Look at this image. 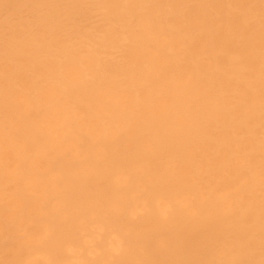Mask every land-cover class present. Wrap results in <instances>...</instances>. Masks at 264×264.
I'll list each match as a JSON object with an SVG mask.
<instances>
[{
  "label": "bare ground",
  "instance_id": "obj_1",
  "mask_svg": "<svg viewBox=\"0 0 264 264\" xmlns=\"http://www.w3.org/2000/svg\"><path fill=\"white\" fill-rule=\"evenodd\" d=\"M0 264H264V0H0Z\"/></svg>",
  "mask_w": 264,
  "mask_h": 264
},
{
  "label": "rangeland",
  "instance_id": "obj_2",
  "mask_svg": "<svg viewBox=\"0 0 264 264\" xmlns=\"http://www.w3.org/2000/svg\"><path fill=\"white\" fill-rule=\"evenodd\" d=\"M93 14H94V12H92V15H91L92 16V19L91 20H95V18L97 19V17L94 16Z\"/></svg>",
  "mask_w": 264,
  "mask_h": 264
}]
</instances>
